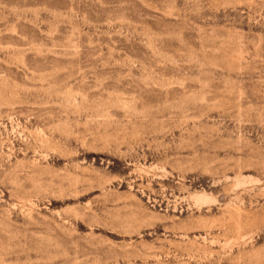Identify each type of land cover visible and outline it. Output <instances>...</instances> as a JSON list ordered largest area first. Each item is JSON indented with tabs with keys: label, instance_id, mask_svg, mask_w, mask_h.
<instances>
[{
	"label": "rangeland",
	"instance_id": "obj_1",
	"mask_svg": "<svg viewBox=\"0 0 264 264\" xmlns=\"http://www.w3.org/2000/svg\"><path fill=\"white\" fill-rule=\"evenodd\" d=\"M0 264H264V0H0Z\"/></svg>",
	"mask_w": 264,
	"mask_h": 264
}]
</instances>
